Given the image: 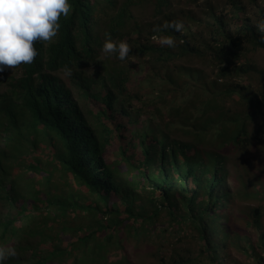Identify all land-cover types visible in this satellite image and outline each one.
<instances>
[{
  "label": "trees",
  "instance_id": "16d2710c",
  "mask_svg": "<svg viewBox=\"0 0 264 264\" xmlns=\"http://www.w3.org/2000/svg\"><path fill=\"white\" fill-rule=\"evenodd\" d=\"M105 2L101 31L88 0H70L56 37L34 45L18 84L0 90V249L14 239L30 247L5 264H119L129 237L152 236L162 242L158 264L230 262L220 251L232 238L223 225L229 153L264 141V98L248 89L247 47L264 50L256 24L235 2L234 26L214 6L205 19L174 0ZM144 2L149 22L133 10ZM171 21L183 31L163 30ZM106 34L129 44L124 61L101 57ZM165 36L174 48L161 44ZM87 63L99 70L86 72ZM241 185L250 196L264 190V180ZM263 215V205L250 213L255 225ZM161 222L170 237L192 233L198 256L165 252ZM244 251L264 264V234Z\"/></svg>",
  "mask_w": 264,
  "mask_h": 264
},
{
  "label": "rangeland",
  "instance_id": "374dc122",
  "mask_svg": "<svg viewBox=\"0 0 264 264\" xmlns=\"http://www.w3.org/2000/svg\"><path fill=\"white\" fill-rule=\"evenodd\" d=\"M180 5L183 10L193 9L198 14L202 15L201 18H207L209 16V8L215 7L220 12L233 17L231 25H235V18L231 15L230 11L232 9V3L241 4L245 7L246 16L249 21L257 23L264 17V0H174ZM134 13L138 18H142L144 22H149L155 17L152 15L153 7L150 2H144L140 7L134 8ZM232 11V10H231ZM248 49V58L253 64L252 75L248 78V89L260 92L261 97L264 98V77L260 73V70H264V50L261 48H252L250 46ZM104 52L102 50L101 57ZM189 65L196 66H206L205 70L209 73L214 72L213 65L210 62L201 63L199 60L189 61ZM15 76H20V73H16ZM235 78H230L234 80ZM236 80L243 82V78L236 77ZM241 84V83H239ZM1 91H4V87L8 86L7 83H2ZM231 105L230 100L225 104ZM236 108L242 109L240 105L235 106ZM229 177L226 178L227 187L231 191V197L226 203L224 212L226 214L227 220L223 222L226 226V232H229L232 238L227 242L226 247L223 248V242L217 236L214 237L218 239L220 245V251L222 253L227 252L229 255L230 262L223 259L224 264H235L232 260L247 262V264H258L254 259L247 261L246 253L244 248L250 246V244L259 245L260 236L264 234V215L262 216L261 225H255L252 222V217L250 216L251 210L259 205L264 207V190L261 192H255L256 196H250L248 192H253L254 189H244L241 185V178L250 179L254 184L255 180L258 182L263 181L264 177L260 178L264 174V141L254 142L250 147L246 149L233 150L229 153V158L227 161ZM251 169V171H250ZM255 176L252 177L251 175ZM255 190H258L255 188ZM162 222L158 226L161 235L165 239H169V245H167L165 252H169V248H178L184 255H193V257L198 256V242L194 239L193 234L186 231H182L174 236L170 237L167 231L162 229ZM182 236V239L178 240ZM214 236V235H213ZM136 240L135 237H129L124 244V255L127 257V261H121L119 264H158L159 257L157 249L162 242H158L155 236ZM8 248H13L16 252L25 250L30 247L22 240L14 239L12 240ZM262 251V248H260ZM264 253V252H263ZM204 263L210 264L209 260L204 257ZM115 264V263H113Z\"/></svg>",
  "mask_w": 264,
  "mask_h": 264
},
{
  "label": "clouds",
  "instance_id": "9594fccd",
  "mask_svg": "<svg viewBox=\"0 0 264 264\" xmlns=\"http://www.w3.org/2000/svg\"><path fill=\"white\" fill-rule=\"evenodd\" d=\"M88 2L93 6L92 17L96 23L94 27L103 31L105 23L100 16L104 12L105 0H88ZM73 6L70 0H0V90L3 87L2 83L8 84L4 87L5 90L12 83H17L18 78L23 76L22 63L31 64L38 55L35 47L56 37L61 27V18L67 16ZM162 28L179 33L183 31L184 24L182 21L165 22ZM256 29L259 38L264 41V19L256 23ZM161 44L170 48L176 46L171 36L163 37ZM102 50L109 55L115 54L121 61H124L131 51L126 41L121 40L117 43L107 34ZM94 67L95 71L99 70L98 63L96 65L87 63L84 69L92 73ZM17 72L20 73L18 77L15 76ZM61 76L77 94L78 88L73 78L65 74ZM133 81L134 77L131 75L130 85ZM16 255L13 248L0 249V264H5L9 258Z\"/></svg>",
  "mask_w": 264,
  "mask_h": 264
}]
</instances>
